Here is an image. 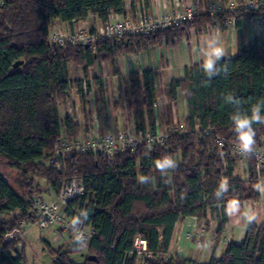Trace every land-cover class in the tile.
<instances>
[{
  "label": "trees",
  "instance_id": "16d2710c",
  "mask_svg": "<svg viewBox=\"0 0 264 264\" xmlns=\"http://www.w3.org/2000/svg\"><path fill=\"white\" fill-rule=\"evenodd\" d=\"M123 13L124 0H0V159L22 178L14 181L16 187L0 172V263L24 264L23 253L17 248L20 237L7 241L1 235L22 231V221H33V198L41 195V186L35 181L39 176L54 191L68 179H80L85 192L68 201L65 211L94 230L87 245L69 241L53 248L44 240L51 264H136L139 256L133 252V242L137 236L147 243L144 264H264V223L249 224L241 243H228L218 258L208 262L167 256L180 219H204L210 207L219 206L216 248L227 221L225 204L260 199L264 166L257 171L248 154L244 161L248 177L243 179L237 172L239 157H233L228 147L239 143L231 114L238 110L250 115L253 104L264 102V31L245 44L241 30L243 18L264 19V8L237 7L214 18L197 15L154 34L102 39L95 49L50 44L55 20L71 23L95 15L104 21L109 14ZM229 19L235 20L238 29L237 53L218 64L221 68L227 64L228 73L221 72L205 84L208 78L200 64H193L185 67L182 80L171 82L172 98L177 87L184 94L187 116L185 129L169 133L165 145L143 143L113 157L75 153L59 168L45 164L63 127L70 138L80 135L74 119H61L59 112L72 88L82 97L86 93L84 80L69 78V63L81 66L87 77L88 69L97 62L115 65L119 55L139 52L163 38L186 36L192 27L200 29L213 21L224 24ZM16 61L22 62L14 68ZM119 84L115 107L132 112L138 131L153 130V71L131 73ZM228 92L242 103H225ZM253 128L254 146L264 148V124ZM219 137L225 142L222 149L217 146ZM164 157L171 158L175 167L158 169L156 161ZM139 177L146 179L140 182ZM11 213V221L6 223L1 217ZM78 253L84 257L82 262L71 259ZM90 255L96 260H88Z\"/></svg>",
  "mask_w": 264,
  "mask_h": 264
},
{
  "label": "crops",
  "instance_id": "0c3cea01",
  "mask_svg": "<svg viewBox=\"0 0 264 264\" xmlns=\"http://www.w3.org/2000/svg\"><path fill=\"white\" fill-rule=\"evenodd\" d=\"M212 1L219 0H124V14H133L143 7L152 16L158 17L183 4L197 2L205 5ZM235 1L238 3V0ZM83 21L91 28L101 23L95 15H88ZM69 26V22L59 20L52 23L53 28L57 27L55 29H69ZM241 30L246 44L255 36L262 35L264 28L257 27L251 18H243ZM237 33L234 19H229L224 24L213 21L200 29L192 27L186 36L172 40L163 38L160 43L150 45L139 52L119 55L115 65L110 62H97L88 69L87 77L84 76L81 66L69 63L67 65L69 78L85 80L88 89L85 97L80 96L75 88L71 89L69 97L59 105L61 119L67 116L73 118L80 128L81 135L96 131L100 133L138 131L137 120L132 112L115 107L119 96V83L123 79L127 80L131 73L152 70L156 97L155 123H158L162 130L172 128L186 118L187 106L180 88L177 87L175 97H171V82L184 78L185 67L202 62L201 48L209 34L219 35L226 50V58L234 57L237 53ZM157 91H160L159 96L156 94ZM237 165V172L243 179H247L246 164L239 162ZM49 190L52 189L47 187L45 193H49ZM258 190L260 194L258 201L240 202L235 209L232 208V202L225 204L227 221L218 238V247L214 248V245L217 242L216 230L221 219V208L216 206L208 209L204 219L185 217L176 223L167 256L179 255L195 263H203L208 262L212 257L218 258L228 243H241L249 224L264 223V179L260 180ZM194 232L197 236L190 239L187 234ZM64 236L66 235L58 239L56 237V241L63 239Z\"/></svg>",
  "mask_w": 264,
  "mask_h": 264
},
{
  "label": "built area",
  "instance_id": "2783aa9c",
  "mask_svg": "<svg viewBox=\"0 0 264 264\" xmlns=\"http://www.w3.org/2000/svg\"><path fill=\"white\" fill-rule=\"evenodd\" d=\"M237 7H247L256 9L264 8V0H244L236 3L235 0H225L224 2L212 1L207 4L187 3L181 7L167 13L162 17L152 16L146 9L139 8L135 13L109 14L107 19L101 21L100 25L91 28L84 21H72L69 29L64 32L61 29H53L49 35V41L52 45H83L92 46L95 49L96 43L102 39H120L128 35L154 34L157 31L167 29L172 26H178L186 21H192L197 15L208 14L211 18L223 13L226 10H234ZM251 20L257 27H264V19L252 17ZM83 85L86 89V81ZM185 129L184 120L174 128L162 130L158 123H155L153 130L144 131H107L100 133H86L74 138L67 136L63 127L62 135L56 142L54 151L45 161L47 166L54 165L56 168L61 166V162L71 157L75 153L94 154L101 157H113L116 154L125 151H134L141 144L147 145H165L169 133L173 131H182ZM225 145L223 138L217 139V146L222 149ZM229 150L233 157H239V162H244L248 154H251L255 160V169L261 170L264 166V148L252 146L250 151H243L239 143L229 145ZM223 154L221 157L223 159ZM245 163V162H244ZM226 183V179H223ZM85 192L82 181L78 178H71L63 182L61 187L54 191L53 189L45 194L33 198L32 210L30 212L33 223L40 228L53 231H59L61 236L66 235L70 242H79L87 245L94 236V230L90 225L82 223H73V219L66 213V204L73 198L82 196ZM24 225V221L21 222ZM80 236L77 240L76 237ZM189 238H194L189 234ZM134 253L138 256L145 254L147 250L146 240L140 236L135 237Z\"/></svg>",
  "mask_w": 264,
  "mask_h": 264
},
{
  "label": "clouds",
  "instance_id": "9594fccd",
  "mask_svg": "<svg viewBox=\"0 0 264 264\" xmlns=\"http://www.w3.org/2000/svg\"><path fill=\"white\" fill-rule=\"evenodd\" d=\"M201 63L200 68L208 78L205 84L211 82L212 78L218 76L223 72L225 75L228 73L227 64L223 68L218 67L221 60L226 59V50L222 46L218 34H209L204 40L203 47L201 48ZM225 103L240 105L242 101L237 98L232 92H228L224 97ZM233 130L237 133L239 147L243 151H250L255 144V129L254 124H264V102L257 101L250 108V115L247 113H240L238 110L234 111L230 116ZM156 167L160 170L175 167V162L169 158L164 157L156 161ZM140 182H143L146 177H139ZM238 202H232V208L235 209ZM73 223H79V218H74ZM77 240L80 236L76 237Z\"/></svg>",
  "mask_w": 264,
  "mask_h": 264
},
{
  "label": "rangeland",
  "instance_id": "374dc122",
  "mask_svg": "<svg viewBox=\"0 0 264 264\" xmlns=\"http://www.w3.org/2000/svg\"><path fill=\"white\" fill-rule=\"evenodd\" d=\"M166 14H164V15H166ZM164 15H162V16H164ZM162 16H158V17H162ZM55 28H57V27H55ZM55 28L52 27L51 31ZM66 29H61V31L64 32ZM72 69L73 68H71V70ZM156 94L159 96L160 91H157ZM176 126L174 125V127H176ZM174 127H172V128H174ZM0 172H2V174L5 176V178H7V180L10 181L12 183V185H14L16 187H17V185L14 181L18 180V179H22L18 176L17 172L15 170L11 169L10 167H8L6 162L2 159H0ZM35 181L39 182V184L41 186L40 187L41 191H38V194L39 193H41V195L47 194V192L45 193V191L47 190L45 180L40 178L39 176H35ZM49 192H50V190H49ZM35 193H37V191ZM13 215L14 214L11 213L8 215H4L1 218L4 221H6V223H7V222L11 221ZM16 215H18V214H16ZM21 227H22V231L19 230L18 237H20V238L17 240L18 241L17 248L23 253L24 264H51V257L49 256V254L47 252L46 246L44 244V240L47 241L53 248L61 246L63 244L66 245V243H68V241H69V239H67L68 238L67 236H64L63 239L56 241V237H57V239L59 237H61V234L59 233V231H56V232L50 231L49 228L42 229L36 223H33L32 221L31 222L30 221L24 222V225ZM194 233H191V234H192V236L196 237L197 234L196 233L194 234ZM56 234H58V236ZM189 234H187L188 237H189ZM83 253H85L84 250H83ZM83 258L84 257L79 253L71 255V259L75 260L76 262H82ZM143 260H144V257L139 256V258L136 261V264H144Z\"/></svg>",
  "mask_w": 264,
  "mask_h": 264
},
{
  "label": "water",
  "instance_id": "95a60500",
  "mask_svg": "<svg viewBox=\"0 0 264 264\" xmlns=\"http://www.w3.org/2000/svg\"><path fill=\"white\" fill-rule=\"evenodd\" d=\"M21 62L22 61H16L13 64V67L16 68L19 64H21ZM18 234H19V229H15L11 233H8V234H5V235H1V237L4 238L7 241H12V240H14L15 238L18 237ZM87 259L88 260H96V257L90 255V256L87 257Z\"/></svg>",
  "mask_w": 264,
  "mask_h": 264
}]
</instances>
